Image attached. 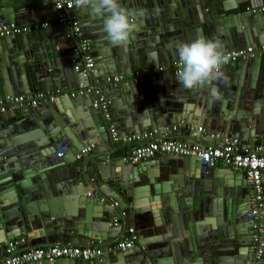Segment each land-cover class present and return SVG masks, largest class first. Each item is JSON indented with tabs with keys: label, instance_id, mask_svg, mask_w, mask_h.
I'll use <instances>...</instances> for the list:
<instances>
[{
	"label": "water",
	"instance_id": "obj_1",
	"mask_svg": "<svg viewBox=\"0 0 264 264\" xmlns=\"http://www.w3.org/2000/svg\"><path fill=\"white\" fill-rule=\"evenodd\" d=\"M56 2L0 0V23L31 25L27 36L0 37V257L26 237L25 247L96 249L105 264H248L257 244L245 172L192 156L131 157L152 140L264 146V10H250L264 0H89L68 23L56 20ZM47 17L55 20L43 25ZM249 47L254 56L218 70L134 80ZM38 94L35 105L1 110ZM131 135L138 143H124ZM134 225L136 248L125 253L116 247Z\"/></svg>",
	"mask_w": 264,
	"mask_h": 264
},
{
	"label": "built area",
	"instance_id": "obj_2",
	"mask_svg": "<svg viewBox=\"0 0 264 264\" xmlns=\"http://www.w3.org/2000/svg\"><path fill=\"white\" fill-rule=\"evenodd\" d=\"M89 0H57L56 8L59 10V15L57 20L61 23H68L69 18L67 12L82 3L88 2ZM253 12H258L264 10V8L250 9ZM51 22V21H50ZM49 22L44 23L47 25ZM75 34L82 42L83 50L88 49V42L83 37V31L77 21H73ZM30 31L29 26H18L15 24L7 23L0 24V37H6L16 34L27 33ZM264 50V47H263ZM256 49L249 47L244 50L233 51L227 54H222L218 56H207L195 58L192 65L197 68L210 69L214 68L218 70L222 65L223 61H228L235 59L237 57H247L254 56ZM94 62L91 58L88 59V66L91 67ZM176 68V73H182L184 70V65L180 64ZM165 70L162 67H157L152 71L144 70V73H154L157 74ZM143 73V74H144ZM141 76V73L138 74ZM137 75V76H138ZM135 77L134 80L137 81L140 77ZM122 79V77L117 78V80ZM43 98V95H25L14 97L10 99L8 104L1 106V110L9 105L17 104H37L38 101ZM53 99V98H52ZM137 136H129L126 138L127 141L133 142L138 140ZM91 149L87 146L82 149L81 153L77 157H81L82 153H87ZM161 154L170 155H181L186 157H196L200 158L204 163L215 166L220 163L226 167H231L233 170L245 172L247 175V182L251 188V195L248 199L249 211L247 213L249 222L252 223L255 234L254 240L257 244V249L252 254L248 264H258V259L264 255V231L263 225L260 222L261 216L264 213V149L258 148L251 151L241 152L237 143L235 141H227L223 147L208 146L205 149H200L197 146L187 145L176 140L169 141H152L144 146H139L132 154L131 160L136 162L139 160H151L156 158ZM62 156V153H59ZM131 236L125 237L119 241L117 244V249L126 252L128 249L135 246V241L137 239L135 228L129 230ZM27 243L26 237H21L9 242L5 248L6 258L0 264H32L40 263L45 261H54L60 258L67 259H82L88 261L90 264H105L101 260V251H97L93 248H84L80 246L73 245H54L52 247H27V249H21L22 244Z\"/></svg>",
	"mask_w": 264,
	"mask_h": 264
},
{
	"label": "crops",
	"instance_id": "obj_3",
	"mask_svg": "<svg viewBox=\"0 0 264 264\" xmlns=\"http://www.w3.org/2000/svg\"><path fill=\"white\" fill-rule=\"evenodd\" d=\"M55 8H56V6H55ZM56 10H57V8H56ZM50 11H53V10H50ZM249 11L248 10H245L244 11V14H247ZM253 12V11H252ZM52 20H55V19H49V17H47V19H46V21L44 22V23H46V22H49V23H51L50 21H52ZM56 20H57V18H56ZM73 20L74 21H77L78 23H79V25H81V23H82V21H81V13H79V12H76L75 11V13H74V15H73ZM58 21V20H57ZM43 23V24H44ZM1 24V23H0ZM3 24V23H2ZM21 26H29L30 28H31V25L30 24H27V25H21ZM35 26H38L37 24L35 25ZM28 34H30V31L29 32H27V33H22V36H27ZM177 42V41H176ZM179 42V41H178ZM263 47L264 46H262V49H263ZM256 49V48H255ZM91 59H92V57H90ZM93 60V59H92ZM194 61V60H193ZM193 61H192V63H193ZM191 62H181V63H178V64H175V65H173L170 69L169 68H165V67H163L165 70H163V71H161V72H158L156 75L157 76H161L160 74H162V72H164V71H174V72H176L175 70H176V68L178 69L179 67V65L180 64H183L184 65V69H198L197 67H195V66H193L192 65V63L190 64ZM146 70V69H145ZM147 70H149V69H147ZM145 71H143V72H141V76H139L138 75V73L139 72H137V77H140V80H142V78H147V77H150V76H152V75H155L154 73H150V72H148V73H144ZM144 73V74H143ZM177 74H180V73H177ZM135 78V77H134ZM33 96H35V95H33ZM224 100V99H223ZM0 105H2V104H0ZM202 123V122H201ZM202 126L204 127V129H206V126H205V124H204V122H203V124H202ZM131 136H134V135H131ZM136 136V135H135ZM129 137V136H128ZM127 138V137H126ZM126 138H124V143H128L129 141H127L126 140ZM179 138V136H177L176 137V139H178ZM152 141H154V140H152ZM177 141V140H176ZM228 140H226V142H227ZM133 142H136V143H138V140H134ZM235 142L237 143V146H238V144L240 143V142H237L236 140H235ZM130 143V142H129ZM149 142H147V141H145L144 143H141V142H139V146H144V145H146V144H148ZM185 144H187V145H190V144H188V143H185ZM239 147V146H238ZM242 149H245L246 147H250V146H246L245 144H243L242 146ZM258 148H262V149H264V146H261V144L260 143H258L257 144V147L255 148V149H258ZM255 149H250V150H247V152L248 151H251V150H255ZM136 150V149H135ZM134 150V151H135ZM134 151H133V153H134ZM68 154L70 155V156H72L73 157V154H72V151H69L68 152ZM69 156V157H70ZM162 156H168V157H177L178 155H168V154H161V155H158L156 158H157V160H158V158H160V157H162ZM79 158H81V157H77V159H79ZM216 167H225V168H231V167H226V166H224L223 164H220V163H218V164H216L215 165ZM232 169V168H231ZM234 171H236V170H234ZM240 172H242V171H240ZM263 182H264V176H263ZM263 216H264V213H263ZM134 228H135V231L137 232L138 231V227L136 226V225H134ZM139 236V235H138ZM146 237H149L150 235H148V233H146V235H145ZM123 238H125V237H123ZM122 238V239H123ZM21 249H27V247H25L24 246V244H22V246L20 247ZM134 248H136V241H135V246L130 250V251H128V252H125V253H131L132 251H133V249ZM4 253H5V256H6V252H5V250H4ZM2 261H4V257H0V262H2ZM32 264H39V263H32Z\"/></svg>",
	"mask_w": 264,
	"mask_h": 264
}]
</instances>
